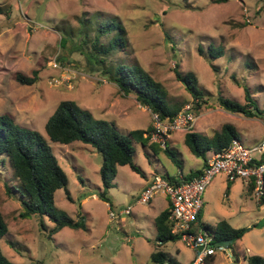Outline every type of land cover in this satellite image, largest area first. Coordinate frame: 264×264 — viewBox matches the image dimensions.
<instances>
[{
    "label": "rangeland",
    "instance_id": "1",
    "mask_svg": "<svg viewBox=\"0 0 264 264\" xmlns=\"http://www.w3.org/2000/svg\"><path fill=\"white\" fill-rule=\"evenodd\" d=\"M0 9V114L12 115L20 126L46 138L68 175L72 197L68 200L65 190H58L56 206L74 219L83 216L88 228H64L48 237L40 226L41 217L22 216L21 204L6 188L14 180L13 171L1 167L0 211L9 226L1 241L4 254L15 264H155L151 254L158 249L170 253L179 264L193 261L197 252L181 240L157 246L156 226L149 218L154 210L135 200L140 185L152 174L177 176L184 171L187 175L201 167L203 160L185 143L182 134L187 132L174 133L168 144L178 163L165 151L155 155L134 144L135 163L146 176L129 166L120 167L107 203L98 198L103 188L102 155L82 142H51L45 126L63 100H72L123 135L153 127V114L133 95L122 94L107 76L90 71L89 63L86 66L95 36L104 24L114 21L126 29L129 47L104 57L107 67L117 61L142 67L181 110L194 99L176 71L193 73L207 103L202 104L192 130L213 138L231 124L245 146L255 144L263 136V115L232 114L220 108L217 100L222 96L245 104L248 87L254 103L264 111V0H0ZM211 45L222 47L224 56L209 61L200 55V47L207 50ZM55 62L61 70L53 67ZM34 70L39 71V78L33 85L16 80L18 73L30 76ZM60 75L70 79L54 86L53 80ZM224 177L215 178L206 191L202 222L216 226L225 220L242 229L241 255L264 256V204L256 202L242 180L224 182ZM156 206L161 208V202ZM126 209L130 214L121 215ZM44 222L48 230L54 227L47 217ZM214 258L213 264L238 262L231 249L217 252Z\"/></svg>",
    "mask_w": 264,
    "mask_h": 264
},
{
    "label": "trees",
    "instance_id": "2",
    "mask_svg": "<svg viewBox=\"0 0 264 264\" xmlns=\"http://www.w3.org/2000/svg\"><path fill=\"white\" fill-rule=\"evenodd\" d=\"M167 13L168 11H165L163 14L167 15ZM161 27L165 28L163 24ZM113 31L117 32L115 36L111 37ZM126 33V29L120 23L111 21L109 24H104L91 45L90 56L86 57V66L87 63L91 64L90 71L101 72L107 76L110 83L115 84L122 94L133 95L139 104L147 108L153 115L162 120H172L181 109L170 103L168 93L159 81L138 65L127 66L119 64V61L112 62L110 67L104 64V57L108 58L118 48L126 50L129 47ZM166 37L169 41L171 40L168 31H166ZM103 38L106 40L105 43L101 42ZM199 53L204 55L207 60L214 61L223 57L225 50L222 47L211 45L207 50L200 47ZM91 58L96 59L97 62L92 63ZM176 75L193 97L192 110L196 115H199L202 104L207 103V95L200 90L197 77L193 73L183 75L179 71H176ZM38 78V70H34L30 76L23 73H18L16 76V80L22 85H33ZM245 94V104L222 96L218 97L217 103L227 112L244 115L247 118L263 115L264 111L256 106L248 87H245ZM152 130L153 127L145 131L134 130L128 135H123L113 124L96 119L89 110L81 108L72 100H63L45 126L46 134L51 142L62 145L82 142L91 145L96 152L102 155L103 163L100 175L103 188L98 193V198L107 203H109L108 191L113 187L120 167L129 166L142 177L146 176L135 163L134 144L142 145L155 155L160 151H165L172 156L175 163H178L175 160L176 154L168 146L163 149L160 145L151 143L149 135ZM234 139H239V137L237 130L231 124L224 125L213 138L200 135L193 130L187 132L185 143L197 158L203 160V166L201 169L184 175V180H192L201 175L209 157L227 148ZM7 166L13 171L14 178L11 182L6 183L7 192L21 204L24 210L23 217L36 215L42 218L40 226L48 233V237L54 236L64 228L75 231L88 230L86 219L83 216L74 219L56 206L55 197L58 190L64 189L68 200H72V197L68 188V175L60 166L58 158L46 138L35 130L20 126L12 115L4 113L0 114V168H7ZM164 178L171 183H180L177 176L166 175ZM230 186L231 183L227 188V196ZM247 190L251 193L253 185L250 184ZM260 204H264V199ZM169 213L170 210H166L156 218L157 246L181 240L179 236L172 234ZM201 215L202 211L198 215L197 221L211 233L214 238L213 245L222 241L234 240L230 249L235 257H239L237 242L243 237L244 231L232 227L225 220L216 226H211L202 222ZM45 217L54 223L51 230H48L44 222ZM196 229L197 227H194V230ZM8 232L9 226L0 211V264H15L4 254L1 247V241ZM151 259L155 264L165 262L179 264L170 253L158 249L151 254ZM245 259L248 264H264L262 255L249 254ZM214 261L215 258H211L207 263L213 264Z\"/></svg>",
    "mask_w": 264,
    "mask_h": 264
},
{
    "label": "built area",
    "instance_id": "3",
    "mask_svg": "<svg viewBox=\"0 0 264 264\" xmlns=\"http://www.w3.org/2000/svg\"><path fill=\"white\" fill-rule=\"evenodd\" d=\"M53 67L62 69L57 62L53 64ZM69 79L60 75L53 80L52 84L59 86ZM198 119L199 116L193 112L191 104L186 105L172 120H162L153 115L150 141L165 149L172 134L190 132ZM262 125L264 128V114ZM220 175H224L230 182L242 180L246 188L252 184V196L257 203H261L264 199V137L252 147H247L241 140L234 139L227 148L212 154L204 172L192 180L185 181L184 175L179 174L177 178L180 183L176 184L161 175H155L148 189L139 198V202L148 204L158 194L169 197V222L172 234L179 236L181 241L197 252L192 264L207 263L217 252L226 253L227 251L222 246L213 245V236L197 221L198 215L204 208L206 191L214 179ZM129 214L130 209L121 212V215ZM110 216L115 218L113 213ZM194 227L197 229L194 230Z\"/></svg>",
    "mask_w": 264,
    "mask_h": 264
},
{
    "label": "crops",
    "instance_id": "4",
    "mask_svg": "<svg viewBox=\"0 0 264 264\" xmlns=\"http://www.w3.org/2000/svg\"><path fill=\"white\" fill-rule=\"evenodd\" d=\"M116 86V85H115ZM117 87V86H116ZM118 88V87H117ZM173 135H176V134H172L171 136H170V138H169V141H168V144L170 143V142H173L172 141V136ZM184 137H185V135L186 134H182ZM263 137H264V128H263V136H262V138L258 141V142H256L255 144H252L251 146H249V147H252V146H254V145H256L257 143H259L262 139H263ZM202 166H203V163L201 164V167L199 168V169H201L202 168ZM196 170H198V169H196ZM195 171V170H194ZM156 173H154V174H152V176L144 183V184H142V185H140V187H141V189H140V192H139V194L136 196L137 198L135 199L136 200V203L137 204H140L141 202H139V198H140V196L142 195V193L146 190V189H148V187L150 186V184H151V181H152V179H153V175H155ZM179 174H183V175H186L185 174V172L184 171H181ZM178 174V175H179ZM177 175V176H178ZM220 176H224V175H220ZM217 178V177H216ZM225 178V179H224ZM223 179H224V182H225V180H227V178L226 177H224ZM85 197H87V196H85ZM94 198H96L97 199V196H95L94 195ZM88 198H85V200L84 201H86ZM157 201H160L161 202V205H162V207L161 208H157V206H156V202ZM148 204H150V206L153 208V212H154V214H153V216L152 217H149L150 219H152L153 221H154V223H155V221H156V218L162 213V212H164V211H166V210H170V199H169V197L167 196V195H164V194H158V195H156L151 201H150V203H148ZM205 223V222H204ZM209 225H211V224H209ZM156 226V225H155ZM211 226H213V225H211ZM156 232H157V230H156ZM237 251H238V253H239V257H237V264H248L247 263V261H246V259H245V257H246V255L245 254H243V255H241V253H242V250H241V248L239 247V245H238V242H237ZM193 261H188L187 262V264H191Z\"/></svg>",
    "mask_w": 264,
    "mask_h": 264
},
{
    "label": "water",
    "instance_id": "5",
    "mask_svg": "<svg viewBox=\"0 0 264 264\" xmlns=\"http://www.w3.org/2000/svg\"><path fill=\"white\" fill-rule=\"evenodd\" d=\"M234 242V240H230V241H222L219 243H216V246H222L226 249H230V245Z\"/></svg>",
    "mask_w": 264,
    "mask_h": 264
}]
</instances>
